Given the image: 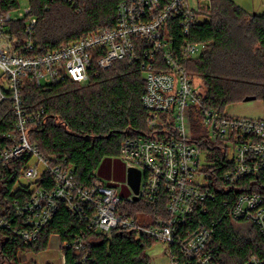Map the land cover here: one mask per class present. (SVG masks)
I'll list each match as a JSON object with an SVG mask.
<instances>
[{"label": "built area", "instance_id": "obj_1", "mask_svg": "<svg viewBox=\"0 0 264 264\" xmlns=\"http://www.w3.org/2000/svg\"><path fill=\"white\" fill-rule=\"evenodd\" d=\"M49 1L75 7L79 0ZM200 2L192 8L188 0H123L112 29H99L34 54L37 19L29 2L25 10L20 9V0L3 10L9 1L0 0V104L8 98L14 116V129L6 134L12 145L0 149V173L13 161L28 159L21 179L29 194L25 200L13 201L12 217H0V229L30 244L64 205L82 226L65 245L78 256V264H86L89 257L86 237L110 241L113 231L166 245L170 264H222L217 222L199 219V214H207L205 205L214 201L215 192L205 171L212 162L193 136L194 107L201 103L202 90L186 70V64L205 48L190 40L192 27L209 11V0L202 7ZM172 31L180 35L178 44ZM138 59L146 88L141 102L147 129L153 134L125 139L118 155L126 170L139 171L138 194L129 187L130 195L122 198L114 181L99 177L89 187H79L71 167L44 159L30 143L29 127L41 119L42 112H24L20 84L26 79L37 88L65 82L86 85L97 70H106L116 61ZM199 116L207 131L204 138L221 148L225 165L231 167L220 176L221 182L234 186L264 171V119L230 117L212 110H202ZM134 197L152 208L164 201L165 216H147L143 222L128 216L120 206L136 202ZM223 217L254 225L264 243L263 196L239 195ZM60 252L65 264L61 244ZM24 256L18 253L20 263ZM244 264H264V258L251 256Z\"/></svg>", "mask_w": 264, "mask_h": 264}, {"label": "trees", "instance_id": "obj_2", "mask_svg": "<svg viewBox=\"0 0 264 264\" xmlns=\"http://www.w3.org/2000/svg\"><path fill=\"white\" fill-rule=\"evenodd\" d=\"M5 1L9 4L2 5L3 10L15 6L16 0H2ZM121 1L79 0L72 7L63 2L28 0L37 19L33 53H46L99 29H112ZM205 13L201 15L205 19L198 20L190 33V40L204 44L205 48L186 64L187 74L202 90L201 103L194 107L197 119L192 118L193 129L202 110L225 113L228 106L247 97H254L264 106V13L251 15L232 0H209V11ZM172 35L178 44L180 35L177 31H172ZM140 64L141 59L134 63L116 61L108 69L92 73L86 85L65 82L37 88L26 79L20 84L24 112H42L41 119L29 127L30 143L44 159H56L71 167L79 187L87 188L98 178L99 170L108 164L107 159L118 157L125 139L153 134L147 129L146 111L141 102L146 88ZM13 125L12 103L6 98L0 104V149L12 145L6 134L13 131ZM194 141L212 162L205 171L210 174L215 199L205 205L208 212L199 214V219L205 223L217 222L222 264H244L251 256L263 259L264 243L256 227L246 223L245 228L244 222L221 216L241 194L264 197V171L229 187L220 180L231 168L225 165V153L204 136ZM27 160L13 161L0 173V217H12L13 201L25 200L29 195L28 187L20 181ZM120 210L141 222L147 216L166 214L164 201L155 208L142 200L123 203ZM81 229L64 205L59 206L52 221L30 244H23L9 231L0 229V264H21L18 253L38 254L47 250L53 235L60 240L65 264H78V256L65 245ZM86 240L90 249L86 264H149L146 251L156 243L126 231H113L110 241L93 235Z\"/></svg>", "mask_w": 264, "mask_h": 264}, {"label": "rangeland", "instance_id": "obj_3", "mask_svg": "<svg viewBox=\"0 0 264 264\" xmlns=\"http://www.w3.org/2000/svg\"><path fill=\"white\" fill-rule=\"evenodd\" d=\"M240 5L244 6L248 11L255 12L259 15L264 12V0H237ZM189 5L193 6L192 0L188 1ZM208 0H201L200 6L207 4ZM28 6L27 0H20V9L25 10ZM242 6V7H243ZM206 14V13H203ZM204 16V15H203ZM204 17H199L198 20H204ZM225 114L230 117H242L249 119H264V106L258 101L240 102L230 105L226 108ZM197 119L194 118L193 120ZM193 136L194 139H198L207 135V131L203 123L198 119L193 124ZM203 156L202 158H204ZM108 164L105 165L102 170L105 172L106 177H102L104 180H112L119 187V195L122 198L129 196L131 190L126 182V167L119 157L108 158ZM21 184L26 186L27 183L24 179H21ZM246 228L247 224H243ZM240 227V226H238ZM167 246L161 243H154L147 251L146 255L149 258V264H170L166 254ZM25 260L21 264H28L33 262L34 264H63L60 252L54 249H47L38 254L25 255Z\"/></svg>", "mask_w": 264, "mask_h": 264}, {"label": "crops", "instance_id": "obj_4", "mask_svg": "<svg viewBox=\"0 0 264 264\" xmlns=\"http://www.w3.org/2000/svg\"><path fill=\"white\" fill-rule=\"evenodd\" d=\"M189 1V0H188ZM237 6H239L240 8H242L244 11H246L247 13H249V14H251V15H257V14H255V12L253 11V12H250V11H248L243 5V7L240 5V3H238V1L237 0H232ZM192 4H193V6H191L192 8H197L198 7V0H192ZM264 13V12H263ZM98 177L99 178H104V177H106V174H105V172L102 170V169H100L99 170V172H98ZM102 178V179H103ZM47 249H54V250H56L57 252H60V240H59V238H58V236H56V235H53V236H51V238H50V240H49V243H48V247H47ZM60 254H61V252H60Z\"/></svg>", "mask_w": 264, "mask_h": 264}, {"label": "water", "instance_id": "obj_5", "mask_svg": "<svg viewBox=\"0 0 264 264\" xmlns=\"http://www.w3.org/2000/svg\"><path fill=\"white\" fill-rule=\"evenodd\" d=\"M254 100H255L254 97H247L243 100V102H250ZM126 182H127V185L132 189L134 195L136 196L138 194L139 183H140L139 171L134 170V169L126 170ZM136 200L137 198L134 197V201Z\"/></svg>", "mask_w": 264, "mask_h": 264}]
</instances>
